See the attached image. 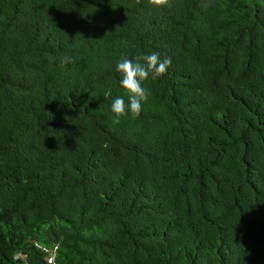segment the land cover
<instances>
[{"label": "trees", "instance_id": "obj_1", "mask_svg": "<svg viewBox=\"0 0 264 264\" xmlns=\"http://www.w3.org/2000/svg\"><path fill=\"white\" fill-rule=\"evenodd\" d=\"M0 264H264V0H0Z\"/></svg>", "mask_w": 264, "mask_h": 264}, {"label": "clouds", "instance_id": "obj_2", "mask_svg": "<svg viewBox=\"0 0 264 264\" xmlns=\"http://www.w3.org/2000/svg\"><path fill=\"white\" fill-rule=\"evenodd\" d=\"M171 63L170 57H162L161 53L156 51L134 58H120L115 65V71L120 77L119 86L125 91L124 95H116L111 99L110 110L116 117L114 122H118L122 116L140 114L142 105L149 96L144 82L165 74ZM111 96V90L104 93L105 98Z\"/></svg>", "mask_w": 264, "mask_h": 264}, {"label": "built area", "instance_id": "obj_3", "mask_svg": "<svg viewBox=\"0 0 264 264\" xmlns=\"http://www.w3.org/2000/svg\"><path fill=\"white\" fill-rule=\"evenodd\" d=\"M50 262H51V260H50Z\"/></svg>", "mask_w": 264, "mask_h": 264}]
</instances>
